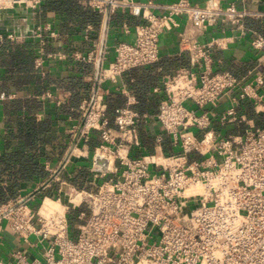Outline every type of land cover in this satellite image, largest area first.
<instances>
[{
    "label": "built area",
    "instance_id": "obj_1",
    "mask_svg": "<svg viewBox=\"0 0 264 264\" xmlns=\"http://www.w3.org/2000/svg\"><path fill=\"white\" fill-rule=\"evenodd\" d=\"M42 1L0 0V10L21 5L36 11ZM81 1L99 12L129 8L144 20L136 25L133 41L116 45L114 59L99 73L94 99L81 106L80 152L87 151L92 131L97 130L100 138L90 166L92 187L81 188L56 172L61 184L58 195L39 200L28 194L3 203L0 248L10 247V256L0 254V264H264V128L222 135L206 109L225 96L234 101L239 96L264 110V74L251 70L240 76L227 69L214 70L212 49L225 47L228 37L201 42L196 33L220 22H230L244 33L246 17L264 18V10L239 7L236 0L227 4L175 0L164 4L165 13L157 14L151 0ZM178 16L185 19L181 50L189 53L200 71L179 65L155 87L164 91L156 115L164 130L152 148L134 154L143 145L139 125L150 114L121 106L111 124L103 85L107 80L116 82L132 68L157 62L160 36L177 29ZM48 29V23L22 31L0 26V41L34 37L42 48ZM251 43L264 49V35ZM72 56L94 59L93 51H76ZM12 96L1 92L0 102ZM236 118L233 107L220 117L224 123ZM164 134L170 138V151L164 148ZM100 158L105 161L99 162ZM49 185L51 180L43 187ZM72 195L80 199L74 202ZM48 197L59 204H46ZM72 208H82L73 235ZM34 248L43 258L31 256Z\"/></svg>",
    "mask_w": 264,
    "mask_h": 264
},
{
    "label": "crops",
    "instance_id": "obj_2",
    "mask_svg": "<svg viewBox=\"0 0 264 264\" xmlns=\"http://www.w3.org/2000/svg\"><path fill=\"white\" fill-rule=\"evenodd\" d=\"M151 1L155 5L154 12L161 14L167 10L164 4L175 0ZM191 1L205 4L207 0ZM220 1L227 4L232 0ZM236 3L239 7L264 10V0H236ZM177 18L180 22L177 29L160 36V58L157 62L132 68L120 75L116 82L107 80L103 85L111 124L116 109L121 106L129 105L141 113L150 114L149 120L139 125L143 145L134 154L152 148L157 134L164 130L156 118L164 91H155V87L161 85L163 77L174 73L179 65L200 71L189 53L181 50V31L185 27V19ZM143 20L129 8L99 12L81 0H43L36 11L21 5L0 10V26L16 31L40 23L50 26L44 31L46 44L42 48L39 38L34 37L23 42L0 41V93L13 94L0 102V157L17 151L35 153L36 161L44 164L48 172L44 178L19 179L21 185L17 188L16 196L9 199L28 194H34L37 199L45 195H58L61 184L54 176L56 172V175L76 184L77 174L86 168L89 177L79 179L82 185H76L92 187L91 154L100 143L98 131H92L86 155L74 157L70 154L72 149L81 151L80 146H83V140L78 138L84 119L81 106L94 99L99 73L114 59L116 45L123 40L133 41L136 25ZM196 33L201 42H207L214 36L228 37L225 47L212 49L214 70L227 69L240 76L251 70L264 74V49H258L251 43L255 36L264 35V18L246 17L244 33L230 22L209 25L206 30H196ZM76 51L84 54L93 51L94 59H76L72 56ZM59 52L66 55L60 56ZM261 92L264 102V85ZM233 93L238 95L239 91ZM117 98H121L122 104L110 111V103ZM232 107L237 118L222 122L220 117ZM206 109L213 113V127L222 135L242 134L253 126L264 128V110H258L249 99L238 96L234 101L225 96L215 104H208ZM40 122H45L46 126L38 127ZM28 135L32 139V147L27 145ZM164 137L168 138L166 134ZM93 140L95 144H92ZM167 147V151H170V140ZM65 161V167L61 168V163ZM48 166L54 171L50 172ZM5 177L6 174L4 179H0V186L8 194V185L13 179ZM49 180L51 185L43 187ZM3 224L6 225V221ZM5 233H9V230L6 229ZM6 250L1 247L0 254L3 255ZM7 251L9 254L10 250Z\"/></svg>",
    "mask_w": 264,
    "mask_h": 264
},
{
    "label": "trees",
    "instance_id": "obj_3",
    "mask_svg": "<svg viewBox=\"0 0 264 264\" xmlns=\"http://www.w3.org/2000/svg\"><path fill=\"white\" fill-rule=\"evenodd\" d=\"M121 98L115 99L114 103H110L109 110L111 111L113 108L121 105ZM108 110V107H107ZM34 127H36V124L33 123ZM45 122H40L38 127H45ZM30 135L27 136V145L29 147H32V139ZM169 137L165 139L163 142L164 148L167 151V146L169 142ZM97 142V141H96ZM149 142V140H148ZM92 144H95V141H92ZM166 144V145H165ZM35 153H28L24 151H17L15 153H7L5 155H2L0 157V179H4V176L6 174L7 179H13L12 183L8 185V194L3 191V188L0 186V204L5 203L11 196H16L17 188L21 185L19 182V179H33L34 177H46L48 175V172L45 168V165L42 164L40 161H36ZM5 173V174H4ZM4 175V176H3ZM5 177V178H6ZM86 177H89V171L88 169H81V171L77 174L75 182L78 185H82V181H79V179H86ZM18 179V180H17ZM84 208V207H82ZM82 208L78 209H71L69 212V218L71 222V227L73 234H75L76 230L74 228V223L77 221H81V219L78 218V213Z\"/></svg>",
    "mask_w": 264,
    "mask_h": 264
},
{
    "label": "rangeland",
    "instance_id": "obj_4",
    "mask_svg": "<svg viewBox=\"0 0 264 264\" xmlns=\"http://www.w3.org/2000/svg\"><path fill=\"white\" fill-rule=\"evenodd\" d=\"M95 152V151H94ZM94 152H93V155H94ZM86 152H80V151H76L75 152V154H73L74 155V157H83L84 155H86L85 154ZM72 155V156H73ZM92 154H91V158H92V156H93ZM73 159H75V158H73ZM91 161H93V160H91ZM39 200H40V198H39ZM84 207H85V205H83ZM73 209V208H72ZM72 235H73V231H72ZM12 244V243H11ZM7 250H10V247H8V248H6ZM6 250V253H3V257H5V258H7V259H9V254H10V252H9V254H8V251ZM39 251L36 249V248H34L33 250H32V255L31 256H40L41 258H43L42 257V255L40 254V253H38ZM30 256V257H31ZM13 258V257H12Z\"/></svg>",
    "mask_w": 264,
    "mask_h": 264
},
{
    "label": "bare ground",
    "instance_id": "obj_5",
    "mask_svg": "<svg viewBox=\"0 0 264 264\" xmlns=\"http://www.w3.org/2000/svg\"><path fill=\"white\" fill-rule=\"evenodd\" d=\"M71 198H72V200L74 201V202H77L79 199H80V196H78V195H72L71 196ZM48 203H50V204H59V202H57L56 200H54V199H51V198H47V202H46V204H48Z\"/></svg>",
    "mask_w": 264,
    "mask_h": 264
},
{
    "label": "water",
    "instance_id": "obj_6",
    "mask_svg": "<svg viewBox=\"0 0 264 264\" xmlns=\"http://www.w3.org/2000/svg\"><path fill=\"white\" fill-rule=\"evenodd\" d=\"M99 160V162H103V161H105V159H102V158H100V159H98Z\"/></svg>",
    "mask_w": 264,
    "mask_h": 264
}]
</instances>
